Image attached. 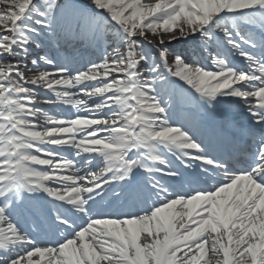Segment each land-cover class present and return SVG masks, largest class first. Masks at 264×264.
I'll list each match as a JSON object with an SVG mask.
<instances>
[{
	"label": "snow or ice",
	"instance_id": "1",
	"mask_svg": "<svg viewBox=\"0 0 264 264\" xmlns=\"http://www.w3.org/2000/svg\"><path fill=\"white\" fill-rule=\"evenodd\" d=\"M91 4L118 26L128 45L126 53L74 76L66 69L34 70L26 81L21 66H7L5 58L26 57L30 46L39 47L37 30H50L60 7L57 0H0V264H264V136L257 143L254 162L246 170L229 173L227 164L207 155L190 134L168 123L167 108L157 95L159 81L140 72L150 58L137 42L158 39L167 72L209 105L222 97L248 102L252 123L264 131V0H156L151 5L142 0H91ZM238 25L259 29L261 40L229 28ZM216 32L222 33L221 43L247 62V72L234 69L222 54L210 56L215 71L186 64L178 55L170 61L163 48L164 36L170 37V44L197 36L215 43ZM40 60L52 64L43 56ZM146 70L150 75L161 71L155 64ZM85 84L92 86L81 90ZM36 88L56 99L40 97ZM74 96L102 100L92 109ZM37 102L116 111L111 118L62 119L42 114L33 107ZM41 116V123L50 127L32 122ZM40 145L98 155L107 167L99 174L78 176L73 161ZM162 150L182 162L205 166L201 172L225 170V181L207 191L170 195L158 178H151L163 176L182 184L185 177L169 168ZM141 151L143 156L129 159ZM192 166L183 164L186 169ZM136 170L148 174L150 194L161 203L133 215L90 218L80 228L57 214L55 225L71 230L58 245H37L12 217L24 194L38 193L88 217L94 194L132 180ZM128 195L136 199L143 192Z\"/></svg>",
	"mask_w": 264,
	"mask_h": 264
},
{
	"label": "bare ground",
	"instance_id": "2",
	"mask_svg": "<svg viewBox=\"0 0 264 264\" xmlns=\"http://www.w3.org/2000/svg\"><path fill=\"white\" fill-rule=\"evenodd\" d=\"M77 1H79V2H82V3H86V4H88V5H90V6H92L93 8H95V6L94 5H92L91 4V0H77ZM37 2H40V0H37ZM156 2V0H142V3H144V4H146V5H151V4H153V3H155ZM97 9V8H96ZM105 30H106V35H105V37H104V41L106 42V41H108V38H109V36H110V32H109V29L108 28H105ZM38 32H40V29H38L37 30ZM115 32L116 33H118V35H122L121 33H120V31H119V29L117 28V30H115ZM108 37V38H107ZM118 39V37H115L113 40H112V42H115L116 40ZM169 39H170V37L168 36L167 37V39H163L164 40V44H163V48L164 49H166V50H168V49H173V50H171L172 52H173V55H172V57L173 56H180L181 58H182V60L186 63V64H194V63H196L197 62V59H196V57H195V55H193L192 53H191V48L189 49V53H184V46H180V45H178V43L180 42V41H182L183 39H181V40H176L175 42H173V43H168V41H169ZM35 40H36V42H40L39 41V39L37 38V37H35ZM121 41V43H122V45H121V49H116V48H114L113 46H111L110 44V41L108 42L109 44H108V46H107V48H105V50H104V54H99V56H97V55H95V56H91V62H93L94 63V65L95 64H98V63H101V62H103L106 58L107 59H109V60H111V59H113V58H121L123 55H124V53H126V51H127V48H128V45L124 42V40L121 38L120 39ZM149 40H150V42L152 43V44H154V45H156L158 48H160L161 49V46H160V43H159V40L158 39H156V38H152V37H149ZM119 41V40H118ZM137 42H140V41H137ZM180 46V47H179ZM179 47V48H178ZM34 53H35V50H33V48L30 46L29 47V51H28V54H30V55H34ZM94 53V52H93ZM93 53H90V55H92ZM101 55H103L102 57H101ZM7 61L9 60V59H7V58H5ZM171 60H172V58H171ZM170 60V61H171ZM16 62H17V64L18 65H20L21 66V71L22 72H24V77L25 78H28V80H30V78H31V76L34 74V70H47V69H44L45 67L43 66V65H41V64H38V65H36V66H34V67H32V66H30V67H28V66H26V65H24V64H22L21 63V59H18V58H16ZM26 66V67H25ZM80 67H83V66H80ZM144 68H148V67H144ZM87 70V68H84V69H82L81 71H86ZM207 70H209V71H215V68H213V69H210V68H207ZM145 71V74L143 75V77H145L146 79H153V78H157V76H156V74H149L148 72H147V70L145 69L144 70ZM68 75H72V73H68ZM73 76V75H72ZM92 85H87V87H91ZM239 87H243L242 85L241 86H239ZM34 91H36L37 93H38V95L39 96H43V97H52V95L51 94H47V92H45V91H43V90H41V89H34ZM71 91H73V90H71ZM157 95H158V92H157ZM74 99H77L75 96L73 97ZM56 99V97L55 96H53L52 97V99L51 100H55ZM83 100H86V99H83ZM102 100V98H94V99H91V101H88L87 103H93L94 101L96 102V101H101ZM33 107L34 108H38V106L36 105V104H34L33 105ZM55 109H58L57 107H55V106H50L46 111L47 112H45V113H48L49 114V112H52V113H54L53 111L55 110ZM116 111V109H109V110H106V111H100V112H96V113H93V112H89V111H83L82 110V113H80V115H78V116H81V117H83L84 119H94V118H111V116H112V114L114 113ZM41 119V118H40ZM40 119H37V120H35V121H32L33 123H36L40 128H42V127H50L49 125H46V124H42L41 123V120ZM169 121L171 122V119H169ZM46 125V126H45ZM81 173H83V171H78L77 173H76V175H80ZM11 255L12 256H15L16 255V253L15 252H13V253H11ZM3 258L6 260V259H8L9 258V254H3Z\"/></svg>",
	"mask_w": 264,
	"mask_h": 264
},
{
	"label": "rangeland",
	"instance_id": "3",
	"mask_svg": "<svg viewBox=\"0 0 264 264\" xmlns=\"http://www.w3.org/2000/svg\"><path fill=\"white\" fill-rule=\"evenodd\" d=\"M167 37H168V36H164L163 39L165 40V39H167ZM187 51H188V49H187Z\"/></svg>",
	"mask_w": 264,
	"mask_h": 264
}]
</instances>
